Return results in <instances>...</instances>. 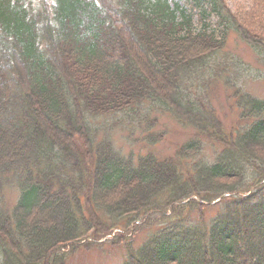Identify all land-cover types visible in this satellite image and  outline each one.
Wrapping results in <instances>:
<instances>
[{
  "label": "trees",
  "instance_id": "obj_1",
  "mask_svg": "<svg viewBox=\"0 0 264 264\" xmlns=\"http://www.w3.org/2000/svg\"><path fill=\"white\" fill-rule=\"evenodd\" d=\"M252 3L0 0V264H65L81 241L168 207L123 264H264V100L220 58L233 32L264 64V0ZM212 78L231 89L232 131L207 105ZM146 104L196 134L165 159L134 157L94 124ZM151 111L147 147L165 137Z\"/></svg>",
  "mask_w": 264,
  "mask_h": 264
},
{
  "label": "rangeland",
  "instance_id": "obj_2",
  "mask_svg": "<svg viewBox=\"0 0 264 264\" xmlns=\"http://www.w3.org/2000/svg\"><path fill=\"white\" fill-rule=\"evenodd\" d=\"M224 4L233 14L239 13V15H243L253 5L252 0H224ZM262 23L264 24L263 20ZM226 57H232L236 64L235 58L242 63L241 66L245 70L243 72L245 77L240 81L239 86L250 95L264 100V65L257 59L253 51L239 40L238 36L233 32L227 36L224 50L220 56V58ZM209 86V92L207 91L206 94L207 105H210L213 116L219 122L222 130L224 132L232 131V128L236 125L237 115L233 101L230 99L231 89L225 86L224 82L213 80V78ZM151 108L150 105L146 104L140 110L136 108L132 111H124L115 115L102 117L96 120L94 124L103 123L109 129L113 145L117 148H122L125 154L132 152L135 155L134 157H137V154L150 152L160 159H165L172 156L181 145L193 138L196 133L192 128L180 126L167 115L152 112L153 110L151 111ZM149 110L152 112V115L148 114L150 115L148 122L156 118V124L151 129V132L154 133V136H157L161 132L165 133L163 140L151 147L137 142L142 138L143 129L147 124V120L141 119V115ZM206 145L203 147L202 155L207 159H211L214 154L213 150ZM2 197L7 207L16 199V191L6 189L2 193ZM215 207L218 208L216 205ZM166 209H169V207ZM193 213L187 221H192L197 218V214L195 212ZM213 213L214 211L212 209L206 210L205 219L208 220ZM159 217H161V220ZM168 217L152 214L151 216H147L144 219V224H142L148 225L150 221L155 225L167 223L170 222L168 221ZM98 219L99 224H104L101 218ZM175 222L173 221L172 223ZM102 226L105 228L107 224ZM152 231V229L148 230L147 227L142 228L140 226V229L128 241L126 240L119 244L108 241H104L103 243L93 242V240L87 241L69 253L65 264H123L126 258L124 243L131 242V239L134 237L132 245L135 247L144 242ZM125 238L128 239V237Z\"/></svg>",
  "mask_w": 264,
  "mask_h": 264
}]
</instances>
